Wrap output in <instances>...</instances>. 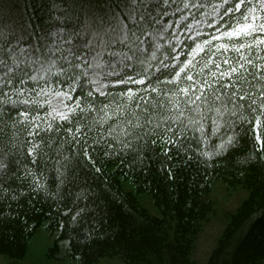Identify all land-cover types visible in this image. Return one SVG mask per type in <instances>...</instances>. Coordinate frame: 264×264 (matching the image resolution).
I'll use <instances>...</instances> for the list:
<instances>
[{
    "label": "snow or ice",
    "instance_id": "6c2138e0",
    "mask_svg": "<svg viewBox=\"0 0 264 264\" xmlns=\"http://www.w3.org/2000/svg\"><path fill=\"white\" fill-rule=\"evenodd\" d=\"M50 3L55 27L0 25V215L77 188L88 203L69 219L103 214L80 175L104 160L155 157L169 179L241 141L264 160V0Z\"/></svg>",
    "mask_w": 264,
    "mask_h": 264
},
{
    "label": "trees",
    "instance_id": "16d2710c",
    "mask_svg": "<svg viewBox=\"0 0 264 264\" xmlns=\"http://www.w3.org/2000/svg\"><path fill=\"white\" fill-rule=\"evenodd\" d=\"M6 1L0 0V25L12 24L22 17L23 21L31 19L33 24L43 21L45 26L55 27L59 23L56 17L63 15L51 6L50 0H10L8 9H5ZM38 3L45 6L34 10L32 5ZM6 10L14 15L13 19L7 20L4 16ZM163 147L160 145L157 152ZM251 151L252 144L241 141L211 161L205 162L201 158L184 166L177 160L173 165L174 179L167 178L166 172L158 170L155 157L146 171L140 168L129 170L118 161L104 160L102 172L84 170L80 175L81 188L90 185V192L100 197L98 203L104 209L103 214L88 204V212L72 221L69 218L74 212L88 203L74 199L79 188L74 189L72 195L65 194L62 199H52L41 192L40 196L32 197L31 202L13 203L11 207L3 208L0 246L20 244L24 240L23 235L28 236L31 222L38 223L46 212H53L64 223V232L76 251L83 255L109 253L127 264H191L196 234L209 211L205 197L215 180L227 177L248 187L252 196L242 212L234 217L211 264L264 262V232L257 241V247L254 248L250 241L254 226L264 220V160L250 159ZM148 164L146 160L145 165ZM113 165L127 170L137 184L153 196L162 218L149 215L130 194L122 191L113 173L108 171ZM66 207L73 211L65 215Z\"/></svg>",
    "mask_w": 264,
    "mask_h": 264
},
{
    "label": "rangeland",
    "instance_id": "374dc122",
    "mask_svg": "<svg viewBox=\"0 0 264 264\" xmlns=\"http://www.w3.org/2000/svg\"><path fill=\"white\" fill-rule=\"evenodd\" d=\"M9 2L10 0L4 3L5 9H8ZM4 16L7 20L14 17L8 10ZM108 171L113 173L122 191L130 194L142 209L153 217L162 218L161 210L156 206L153 196L140 187L127 170L123 171L121 166L113 165ZM251 196L252 191L236 180L225 177L214 181L205 197L209 211L196 234L190 256L191 264H211L212 257L220 247L234 217L242 212ZM64 228V223L57 214L46 212L38 223L31 222L28 225V236L23 235L24 240L20 244L13 247L0 246V264H127L109 253L86 256L77 252ZM263 232L264 220L254 226V235L250 239L254 248L259 244L257 241Z\"/></svg>",
    "mask_w": 264,
    "mask_h": 264
}]
</instances>
